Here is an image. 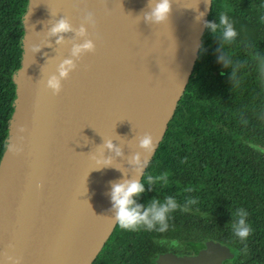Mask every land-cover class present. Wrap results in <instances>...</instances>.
Listing matches in <instances>:
<instances>
[{"label":"water","instance_id":"water-1","mask_svg":"<svg viewBox=\"0 0 264 264\" xmlns=\"http://www.w3.org/2000/svg\"><path fill=\"white\" fill-rule=\"evenodd\" d=\"M157 3L27 0L0 157V264H93L113 233L112 185L141 182L189 83L212 6L170 0L157 22ZM61 21L68 30L54 33ZM145 136L150 148L141 146ZM190 246L192 255L158 264L233 257L220 243Z\"/></svg>","mask_w":264,"mask_h":264},{"label":"trees","instance_id":"trees-1","mask_svg":"<svg viewBox=\"0 0 264 264\" xmlns=\"http://www.w3.org/2000/svg\"><path fill=\"white\" fill-rule=\"evenodd\" d=\"M221 15L236 33L231 39L223 35ZM17 21L12 31L0 28V157L19 62ZM140 183L144 191L133 207L144 211L153 201L159 207L174 200L167 230L117 224L111 238H150L154 251V238L210 235L234 253L225 264H264V0H212L189 83ZM240 210L252 228L244 240L234 235Z\"/></svg>","mask_w":264,"mask_h":264},{"label":"clouds","instance_id":"clouds-1","mask_svg":"<svg viewBox=\"0 0 264 264\" xmlns=\"http://www.w3.org/2000/svg\"><path fill=\"white\" fill-rule=\"evenodd\" d=\"M170 11V0H159V3L156 4L155 8L151 12V18H154L157 22L163 21L167 18V15ZM220 23L225 26L224 37L225 39H231L236 35L231 24L228 22L226 16H220ZM215 30L216 25H210ZM68 30V25L61 21L53 29V32H63ZM83 47L90 48L91 44L87 43ZM70 63V62H66ZM64 73L62 72V75ZM52 87H56V82L50 81ZM151 137L145 136L141 141V146L144 148H150L151 146ZM109 148L112 147L111 144L108 145ZM144 191V185L138 181H125L123 183H114L112 185L111 200L113 208L116 211V220L119 226L122 229L134 230L140 225L146 226L148 230H152L156 227L157 224L160 227L158 231H166L168 228V214L170 211L176 209V204L174 200L170 197L167 202L160 204L157 207V201H153L151 206L146 208L144 211H141V206L136 205L133 199L134 196L139 195ZM190 204H195L196 200H190ZM247 215L243 210L239 212V219L237 226L235 227L234 235L241 240L246 239L252 228L249 224L246 223L244 217ZM175 244V242H173Z\"/></svg>","mask_w":264,"mask_h":264},{"label":"flooded vegetation","instance_id":"flooded-vegetation-1","mask_svg":"<svg viewBox=\"0 0 264 264\" xmlns=\"http://www.w3.org/2000/svg\"><path fill=\"white\" fill-rule=\"evenodd\" d=\"M0 1L2 2V4L0 5V28L5 29L7 25H10L12 26L10 31H12V29L14 28L13 25L18 24L17 18H20V24L22 26L21 17L26 5V0ZM19 1L20 3H18ZM135 231L139 232L140 230ZM111 236L109 237L108 241L104 245L102 251L99 253L93 264H158L159 257L172 255L176 258H184L192 255L193 251L191 249L190 243L211 242L210 235L201 234H199L198 238L196 239L190 238L187 240H184L182 238H154V240L157 242V245L156 249L153 251L151 248V242L150 240H148L150 238H145L143 240L136 238L133 241L121 243L119 240H116V238H111ZM173 242H175V244ZM227 248L230 250L233 257L231 259L223 261L222 264H225L226 262L234 259V253L229 247Z\"/></svg>","mask_w":264,"mask_h":264},{"label":"bare ground","instance_id":"bare-ground-1","mask_svg":"<svg viewBox=\"0 0 264 264\" xmlns=\"http://www.w3.org/2000/svg\"><path fill=\"white\" fill-rule=\"evenodd\" d=\"M152 45V44H151ZM144 59L147 60V55H143Z\"/></svg>","mask_w":264,"mask_h":264}]
</instances>
